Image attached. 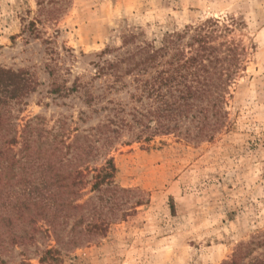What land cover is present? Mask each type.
Returning <instances> with one entry per match:
<instances>
[{
    "label": "rangeland",
    "instance_id": "rangeland-1",
    "mask_svg": "<svg viewBox=\"0 0 264 264\" xmlns=\"http://www.w3.org/2000/svg\"><path fill=\"white\" fill-rule=\"evenodd\" d=\"M210 18L227 24L214 43L240 50L225 125L203 142L166 135L123 145L122 137L107 152L115 182L138 190L145 204L104 235L62 250L56 264H222L237 246L264 241V0H44L40 8L0 0V67L36 83L12 107L18 135L32 121L58 139L116 115L128 119L124 112L139 107L130 77L113 82L96 72L124 55V35L134 36L131 49L159 47L165 34ZM36 228L33 241L2 242L0 264H39L57 247L42 223ZM251 249L242 264L264 260V245Z\"/></svg>",
    "mask_w": 264,
    "mask_h": 264
},
{
    "label": "trees",
    "instance_id": "trees-1",
    "mask_svg": "<svg viewBox=\"0 0 264 264\" xmlns=\"http://www.w3.org/2000/svg\"><path fill=\"white\" fill-rule=\"evenodd\" d=\"M43 3L36 0L39 8ZM226 28L210 18L165 34L159 47L144 43L134 49L129 48L134 36L124 35V55L96 72L114 77L113 82L130 77L131 100L139 107L124 112L128 119L116 115L60 139L32 121L18 135L12 107L33 92L36 83L25 71L0 67V248L2 242L33 241L40 222L42 232L60 249H45L39 264H56L62 250L104 235L110 225L145 204L138 190L115 182L117 170L107 152L122 137L123 145L149 144L166 135L195 142L213 139L225 125V100L241 65L238 46L214 43ZM96 158L103 159L100 166L92 165ZM87 194L91 196L84 200ZM261 245L264 241L239 245L222 264H242L251 247Z\"/></svg>",
    "mask_w": 264,
    "mask_h": 264
}]
</instances>
